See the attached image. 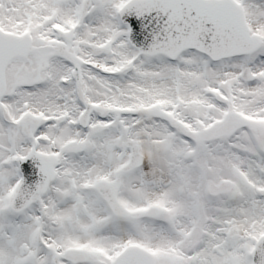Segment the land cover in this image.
I'll return each mask as SVG.
<instances>
[{
  "label": "snow or ice",
  "instance_id": "snow-or-ice-1",
  "mask_svg": "<svg viewBox=\"0 0 264 264\" xmlns=\"http://www.w3.org/2000/svg\"><path fill=\"white\" fill-rule=\"evenodd\" d=\"M0 264H264V0H0Z\"/></svg>",
  "mask_w": 264,
  "mask_h": 264
}]
</instances>
